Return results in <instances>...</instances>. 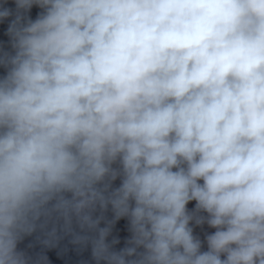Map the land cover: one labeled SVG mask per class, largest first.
<instances>
[{
    "label": "clouds",
    "instance_id": "9594fccd",
    "mask_svg": "<svg viewBox=\"0 0 264 264\" xmlns=\"http://www.w3.org/2000/svg\"><path fill=\"white\" fill-rule=\"evenodd\" d=\"M15 4L0 264H47L18 248L37 231L45 247L61 232L90 244L96 264H264V0ZM193 222L215 229L206 251Z\"/></svg>",
    "mask_w": 264,
    "mask_h": 264
},
{
    "label": "water",
    "instance_id": "95a60500",
    "mask_svg": "<svg viewBox=\"0 0 264 264\" xmlns=\"http://www.w3.org/2000/svg\"><path fill=\"white\" fill-rule=\"evenodd\" d=\"M0 6L11 10L12 15L4 20H0V50L11 52V41L8 35V26L11 21L15 18L17 9L15 0H0ZM43 10L38 6L34 5L31 10L24 15L27 18L35 20L40 12ZM6 74V69L0 67V76ZM202 183V181H201ZM120 179L118 178L114 183L113 187H118ZM195 201L189 202L187 208L189 211H194ZM201 215H207L206 213H200ZM96 215H100L97 211ZM105 221H102L100 227H104L106 221L113 219V212L111 207L104 213ZM193 227L194 235L202 241V251L207 250L206 236L215 231V229L209 227L206 223L203 225H196L194 222L190 225ZM76 231L79 229L74 225ZM62 238L58 241L54 247H45L41 241L44 236L41 232L37 231L31 236H27L24 240L19 243L18 248L24 251L32 261H36L40 256L47 257V264H96L92 258L91 245L87 247L75 245L71 243L72 237L70 235H64L62 232L59 233ZM131 233L129 232V224L127 218H121L113 226L108 242L110 243L113 238L119 239V243L114 245V250H120L125 247L126 241L130 238Z\"/></svg>",
    "mask_w": 264,
    "mask_h": 264
}]
</instances>
